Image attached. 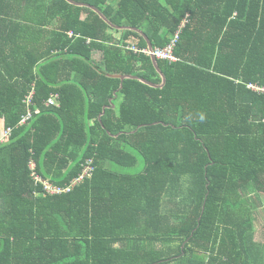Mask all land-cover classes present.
<instances>
[{
    "label": "trees",
    "instance_id": "obj_1",
    "mask_svg": "<svg viewBox=\"0 0 264 264\" xmlns=\"http://www.w3.org/2000/svg\"><path fill=\"white\" fill-rule=\"evenodd\" d=\"M71 1L0 0V264H264V0Z\"/></svg>",
    "mask_w": 264,
    "mask_h": 264
},
{
    "label": "built area",
    "instance_id": "obj_2",
    "mask_svg": "<svg viewBox=\"0 0 264 264\" xmlns=\"http://www.w3.org/2000/svg\"><path fill=\"white\" fill-rule=\"evenodd\" d=\"M184 26V23L180 26L179 31L176 33L173 41L171 42V45L168 46L165 49H154L153 52H151L148 49L140 50L136 46L128 47L127 50L136 54V55H145L149 58H156L157 61H164L169 63H175L177 60L173 56V51L175 48V45L179 38V33L181 28ZM71 37L73 34L70 35ZM248 89L256 94H259L261 96H264V88L250 85L248 86ZM32 100V99H31ZM32 103V101H30ZM31 103H29L31 105ZM56 105V97H53L47 104V106H55ZM39 114V112H37ZM33 119V113H29L28 116L23 120L22 125H28V123ZM13 137V130L12 129H5L0 128V144L8 143L11 141ZM33 170L35 169L34 163L32 164ZM94 171V168L91 166V161L84 167V170L82 174L73 181V183L67 187H61L51 184L49 181L44 180L42 177H40L36 172L34 171V180L36 183H41L44 186V190L48 195L54 196V195H60L63 193H68L71 191V189L75 186H78L83 180L86 178H91L92 173Z\"/></svg>",
    "mask_w": 264,
    "mask_h": 264
},
{
    "label": "rangeland",
    "instance_id": "obj_3",
    "mask_svg": "<svg viewBox=\"0 0 264 264\" xmlns=\"http://www.w3.org/2000/svg\"><path fill=\"white\" fill-rule=\"evenodd\" d=\"M119 102H120L119 100L116 102L117 106L120 105ZM139 159H140L139 164L135 168L129 171L133 175H139L143 173L145 169V165L142 161V158ZM262 200H263V205L260 206V208L257 211L256 222H255V229H256L255 238L256 241L259 243V245L264 244V197Z\"/></svg>",
    "mask_w": 264,
    "mask_h": 264
},
{
    "label": "water",
    "instance_id": "obj_4",
    "mask_svg": "<svg viewBox=\"0 0 264 264\" xmlns=\"http://www.w3.org/2000/svg\"><path fill=\"white\" fill-rule=\"evenodd\" d=\"M70 4H73V5H76V6H81V7H84V6H86L85 4H79V3H75V2H73V1H71V0H67ZM93 10H95V11H97L100 15H102V17L104 18V19H106V21L110 24V22L107 20V17L102 13V12H100L99 10H97V9H95V8H92ZM147 40V44H148V48H149V50L151 51V52H153V50H154V48H153V46H152V44L150 43V41L148 40V39H146ZM151 60H152V62L154 63V65H155V67L158 69V61L156 60V58H151ZM159 71V70H158ZM163 77V76H162ZM115 78H118V79H120L122 82H124L125 80H127V79H131V78H129V77H115ZM143 83H145L146 85H148V86H150V87H154V86H152L151 84H148L147 82H143ZM165 85H166V80H165V78L163 77V85L161 86V87H159V88H163V87H165Z\"/></svg>",
    "mask_w": 264,
    "mask_h": 264
},
{
    "label": "crops",
    "instance_id": "obj_5",
    "mask_svg": "<svg viewBox=\"0 0 264 264\" xmlns=\"http://www.w3.org/2000/svg\"><path fill=\"white\" fill-rule=\"evenodd\" d=\"M118 38H120V36H119ZM95 60H96V62L99 63L100 61H102V56L97 55L96 58H95ZM119 103H120V102H119ZM118 107H119V106L116 105L114 108H115V109H118ZM0 126H4L3 120H0ZM255 242L258 243V242L256 241V238H255ZM258 244H259V243H258Z\"/></svg>",
    "mask_w": 264,
    "mask_h": 264
}]
</instances>
